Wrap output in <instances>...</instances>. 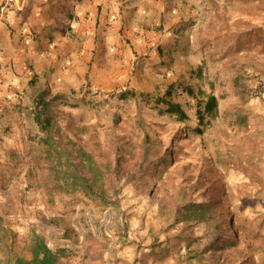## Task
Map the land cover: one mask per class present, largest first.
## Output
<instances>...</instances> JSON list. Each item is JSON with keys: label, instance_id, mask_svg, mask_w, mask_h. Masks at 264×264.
Instances as JSON below:
<instances>
[{"label": "rangeland", "instance_id": "374dc122", "mask_svg": "<svg viewBox=\"0 0 264 264\" xmlns=\"http://www.w3.org/2000/svg\"><path fill=\"white\" fill-rule=\"evenodd\" d=\"M20 2L0 0L16 19L0 37V264L29 258L33 234L65 250L59 264H264V0H38L46 34L35 59ZM34 77L73 100L211 84L217 115L195 137L197 99L184 93V123L140 100L56 105L63 144L113 170L104 205L29 174L14 107L28 105ZM191 204L209 209L203 220L188 218Z\"/></svg>", "mask_w": 264, "mask_h": 264}, {"label": "trees", "instance_id": "16d2710c", "mask_svg": "<svg viewBox=\"0 0 264 264\" xmlns=\"http://www.w3.org/2000/svg\"><path fill=\"white\" fill-rule=\"evenodd\" d=\"M195 75L201 79V70H197ZM29 86L31 91L27 95L28 105L17 104L14 107L20 118L19 126L24 128L29 174L32 173V169L41 171V180L46 190L50 187L54 193L82 195L86 200L104 205H109L105 181L113 170L111 171L107 164H101L94 153L86 151L72 140L63 138L65 141L63 144L61 140L63 129L54 112L56 105L69 109L81 106L97 109L110 98L121 102L140 100L158 115L184 123L188 118L182 104L176 99V96L184 93L190 98L197 99L196 125L190 130L195 137L203 136L217 115L218 99L211 84L210 91L206 92L201 89L195 91L192 86L176 82L168 85L164 93L156 97L133 90L113 93L96 90L93 93L97 97L96 100L86 97L73 100L67 94H53L47 87L38 85L37 77L29 80ZM185 207L189 219L203 220L209 211L202 204ZM64 255L65 250L53 251L42 237L33 234L30 238L29 258L16 257L10 264H59Z\"/></svg>", "mask_w": 264, "mask_h": 264}, {"label": "crops", "instance_id": "0c3cea01", "mask_svg": "<svg viewBox=\"0 0 264 264\" xmlns=\"http://www.w3.org/2000/svg\"><path fill=\"white\" fill-rule=\"evenodd\" d=\"M38 0H21V2L16 3L17 4V8L21 9V10H25V12L27 11H31V14L28 15L27 17V23L22 27V31L25 33V35L27 36V39L30 41H27V45L30 47V50L28 52V55L30 56V59H35V56H37L38 54H36L35 52L37 51H42L41 49L37 48V46L39 44H42V38H43V34L45 33V27L43 26L44 23L46 22L42 16H40V14L37 12L38 6L36 5V2ZM16 21V19L13 18H8L5 19L3 18L2 15H0V37L4 36L7 33V29L8 26H12V24H14V22ZM42 24V26H41ZM33 33H37L39 36V39L41 40V42H33L30 38L33 37ZM30 37V38H29ZM2 46V43L0 41V47ZM47 53V52H45ZM52 56V55H51ZM30 80V78H29Z\"/></svg>", "mask_w": 264, "mask_h": 264}]
</instances>
